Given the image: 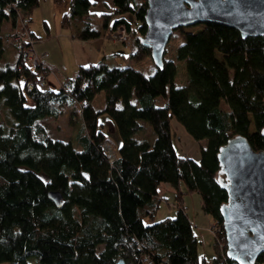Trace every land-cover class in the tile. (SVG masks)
Returning a JSON list of instances; mask_svg holds the SVG:
<instances>
[{
    "label": "trees",
    "instance_id": "16d2710c",
    "mask_svg": "<svg viewBox=\"0 0 264 264\" xmlns=\"http://www.w3.org/2000/svg\"><path fill=\"white\" fill-rule=\"evenodd\" d=\"M38 4L0 0V115L5 110L10 119L0 124V262L116 264L122 258L125 264H142L147 253L153 264H239L226 255L220 208L227 193L217 154L236 134L252 148H264V34L242 37L218 22L202 23L195 31L175 28L182 36L175 54L187 66L186 85L174 84L175 61L163 54V68L149 75L101 58L79 65L74 76L52 89L38 54L39 65L29 70L28 43L8 41L14 29L26 33L17 10L28 18L26 29L35 39L28 24ZM145 7L144 0H68L62 25L87 40L124 24L135 35L129 57L138 61L149 56L140 42ZM129 12L134 26L125 16ZM93 16L94 22L88 19ZM10 20L13 29L2 30ZM100 92L105 104L97 109L93 99ZM158 96L162 104L156 103ZM74 102L82 124L78 146L51 136L40 123ZM101 113L109 117L107 130L120 136L112 162L102 145L111 139L99 122ZM172 118L198 142V160L177 152ZM145 128L150 134L140 137ZM161 182L174 187L178 207L175 215L156 220ZM50 190L62 193L60 207L48 198ZM186 192H197L202 211L213 217L217 230L209 261L198 255V239L181 202ZM257 257L254 264H264V251Z\"/></svg>",
    "mask_w": 264,
    "mask_h": 264
},
{
    "label": "water",
    "instance_id": "95a60500",
    "mask_svg": "<svg viewBox=\"0 0 264 264\" xmlns=\"http://www.w3.org/2000/svg\"><path fill=\"white\" fill-rule=\"evenodd\" d=\"M146 30L140 42L154 65L163 68L166 43L177 27L218 22L239 30L242 37L264 34V0H144ZM264 137V127L261 131ZM218 149L221 186L227 198L220 208L226 255L239 264H254L264 251V148H252L236 134ZM62 193L48 198L61 206ZM116 264H125L118 258Z\"/></svg>",
    "mask_w": 264,
    "mask_h": 264
},
{
    "label": "crops",
    "instance_id": "0c3cea01",
    "mask_svg": "<svg viewBox=\"0 0 264 264\" xmlns=\"http://www.w3.org/2000/svg\"><path fill=\"white\" fill-rule=\"evenodd\" d=\"M64 2L65 1H63L62 4L63 6H59L54 2V0H39L38 6H36V8H34L29 15L31 23L28 24V28L36 39L34 45L35 50L37 51L40 61L45 63L49 69L45 76V82L48 87L52 89L58 88L64 82L65 78L72 77L76 74L79 65H88V63L96 62L101 58H103L107 63V57L109 56L113 57L112 63H110L111 65H118L117 62H120L121 58L125 60H132V58L129 57L130 51L132 50L130 46L122 43L124 44V49H119L117 48L119 47V44L111 43L112 46H110L107 43L109 38H107L105 34L108 32L98 36L97 38L87 40L73 36L70 28L62 25V15L64 11L68 9V7L66 8V6H68V0L66 4ZM98 5H100V3ZM44 10H47L48 12L45 13ZM77 20L78 19H75L73 22ZM41 23L42 28L40 25ZM1 29L10 32L11 29H13L11 20L4 22L1 25ZM127 65L131 66L132 64L128 63ZM154 68L155 67H151V71H153ZM78 105V102L68 105L72 109L71 112H75V114H71L70 112L71 115L69 119L72 124L75 123L78 118V113H76ZM59 116L56 117L57 121ZM48 118L52 119L53 123L56 121L54 120L55 117L48 116L47 118L40 119V123L43 122L42 120H47ZM172 128H174L175 131L172 130ZM171 130L172 139L174 134L176 137L175 140L177 141L178 147H176L175 141L174 143L177 152L189 157L191 156L198 160L200 157L198 142L194 140L184 129L183 125L174 118L171 119ZM79 133L80 129L74 132V136L70 139L76 146H78L77 140L79 138ZM149 134V129L145 128L140 131L139 136L145 137ZM150 138H153V135ZM180 184L182 189H184V184L181 182ZM158 185V195L161 196V199L159 208L154 217L156 220L175 215L178 207L176 206L177 196L175 195L174 187L165 182H161ZM187 194V192L182 194L181 202L186 207L187 215L191 220L196 238L198 239V255L199 257L203 256L204 259H207L205 256H208V247L211 245L210 248L212 250L210 249L211 252L209 253V257L207 259L209 261L214 255L213 237H211L208 232V234L202 233L204 230L208 231L207 227L206 229L204 228L205 216H202L201 214V207L198 211L196 209H192L191 211L190 202L187 200L189 199V196ZM196 200L198 201V199ZM205 215L206 217H211V215L206 213ZM209 220L210 219L208 218V221ZM149 221H151L150 218L146 222L149 223ZM211 224L212 223H209L208 225Z\"/></svg>",
    "mask_w": 264,
    "mask_h": 264
},
{
    "label": "rangeland",
    "instance_id": "374dc122",
    "mask_svg": "<svg viewBox=\"0 0 264 264\" xmlns=\"http://www.w3.org/2000/svg\"><path fill=\"white\" fill-rule=\"evenodd\" d=\"M65 4L67 3V0H64ZM64 4V5H65ZM59 6H63L62 4ZM68 6H66L67 8ZM39 9V8H37ZM44 12H48L47 10H44ZM30 15V14H29ZM125 16L128 18V20H130L131 24L134 26V17H133V13L129 12L126 13ZM89 20H91L92 22H94L97 17L93 16V17H88ZM113 18H111L112 21ZM79 21V20H77ZM31 23V20L29 21V24ZM41 28H42V23L40 24ZM202 27L201 23H196L194 25H190V26H184V29L186 30H193L195 31V29H199ZM13 31V30H12ZM11 31V32H12ZM173 34L170 36L168 42L166 43V51H165V55L172 59L173 61H175V65H176V73H175V77H174V84L176 85H186V83L188 82V76H187V66L185 65V61L184 60H178L176 58V48L177 46L180 44V42L182 41V36L181 33H179L176 30H173L172 32ZM129 38L127 40V42L125 43V45L130 46L131 49H134L136 47L135 45V35L133 32H130L128 34ZM108 44L110 46L111 43H115L114 41H112V39H108L107 40ZM110 41V43H109ZM115 44H119L117 48L119 49H124V44H122V42L119 43H115ZM35 45V44H34ZM118 51V50H117ZM126 51V49H125ZM113 57L109 56L107 57V64L111 65L110 63H112ZM118 65H127L128 63L132 64L135 68L139 69L141 72H144L146 75L152 74L153 71H151V67H156L151 59L150 56H146L144 58H142V60H125L123 58L120 59V62H117ZM94 105L97 109H101V107L104 106L105 101H104V96H103V92H100L96 95V97L93 100ZM164 102V98H162L161 96L156 97V103L157 104H162ZM221 106L223 107H227L226 103L224 102V100L221 101ZM71 108L68 106L64 112L59 116V119L57 121L56 118H54V120H56L53 123V120L48 118L47 120H42L44 124V126H46L48 133L55 137V138H62L64 140H70L72 139V137L74 136V132H76L79 128L81 124V119L79 116V120L76 121L75 123H70V112H71ZM106 119H109L108 115L106 113H101L100 117H99V122L104 123V121ZM10 121L8 114L5 110H2L1 115H0V124H6ZM252 127V126H251ZM103 130L106 132V134H108V136L110 137V144L112 145V148L114 149V151L116 150V148L119 145L120 142V136L119 133L114 130L113 132H109L107 130V127L105 125V123L103 124ZM172 130H174V128H172ZM175 131V130H174ZM175 134L173 135V141L176 142V147H178L177 145V141L175 140ZM189 196L188 202H190L191 205V211L192 209H196L197 211L200 209L201 205H200V195L197 192H191L187 194ZM191 195H192V199H191ZM198 199V201L196 200ZM178 202V201H177ZM202 216H205V226L204 228L206 229V227L208 228V231H202V233H206V234H210V236L212 237V233L210 232V226L208 225L209 223H213V217L211 216H207L210 220L208 221V218L206 217L205 213L202 212V208L200 209ZM149 220L148 218L145 219V221ZM208 232V233H207ZM212 242V241H211ZM211 247V245H210ZM208 247V256H205L207 259L209 257V253L211 252V248ZM211 249V250H210ZM0 264H8L7 262H0Z\"/></svg>",
    "mask_w": 264,
    "mask_h": 264
},
{
    "label": "built area",
    "instance_id": "2783aa9c",
    "mask_svg": "<svg viewBox=\"0 0 264 264\" xmlns=\"http://www.w3.org/2000/svg\"><path fill=\"white\" fill-rule=\"evenodd\" d=\"M17 16L19 19V26L20 29H24V31H26L25 34H23L22 32H20L19 29H14L9 38L8 41H12L18 45L22 44L23 42H27L28 43V48L26 50V60L25 62L27 63V66L29 68V70L33 71L38 65L39 62L38 61V57H37V53L36 50H34L33 47V42L35 41V39L31 38V36L29 35V33L27 32L28 30L26 29V25L28 22V18L24 15H22V11L21 10H17ZM105 36L109 39H112V41H114L115 43H119V42H125L128 39V33L126 30V27L124 24L119 23L118 26L113 29V30H109L107 34H105ZM39 83L41 86L44 85V80L41 79L39 80ZM29 87H32V84L29 83L28 84ZM103 148L105 150L106 155L108 156V160L109 162H112L114 160V150L112 149L110 144L107 143H103ZM210 226V232L212 234H215L216 232V227L213 225H209ZM141 262L142 264H153L150 256L145 253L143 254L142 258H141Z\"/></svg>",
    "mask_w": 264,
    "mask_h": 264
}]
</instances>
